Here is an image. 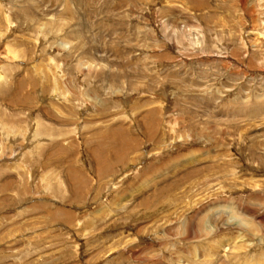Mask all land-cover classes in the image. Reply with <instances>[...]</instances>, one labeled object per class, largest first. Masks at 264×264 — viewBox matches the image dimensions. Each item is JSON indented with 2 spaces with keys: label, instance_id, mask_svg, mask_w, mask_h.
<instances>
[{
  "label": "rangeland",
  "instance_id": "374dc122",
  "mask_svg": "<svg viewBox=\"0 0 264 264\" xmlns=\"http://www.w3.org/2000/svg\"><path fill=\"white\" fill-rule=\"evenodd\" d=\"M249 201L264 0H0V264H264Z\"/></svg>",
  "mask_w": 264,
  "mask_h": 264
},
{
  "label": "bare ground",
  "instance_id": "6f19581e",
  "mask_svg": "<svg viewBox=\"0 0 264 264\" xmlns=\"http://www.w3.org/2000/svg\"><path fill=\"white\" fill-rule=\"evenodd\" d=\"M10 120V119H9ZM48 126V125H47ZM47 126L46 125H44V130L45 129H47ZM184 159V158H183ZM182 159V160H183ZM189 160L190 159H192V160H194V158H188ZM249 203H250V205H251V209L250 208H247V207H245V209H244V212L246 213V214H248V215H250L251 217H254V218H256V219H258V220H261V221H259L261 224H262V226L264 225L263 223H264V207H261V209H259L257 206L255 207V205L251 202V201H249ZM260 207V206H259ZM209 208H211V207H209ZM225 211V210H224ZM218 215H220V212L217 214L216 213V217L218 216ZM260 218V219H259ZM228 219V220H227ZM227 219H225L224 221H222L221 223H219L218 224V226H216V228H225V229H239L241 232L242 231H244L245 229L243 228V224L242 223H240V224H235V223H230V218H227ZM233 219V218H232ZM244 238V237H243ZM248 238H250V236L248 237ZM245 239V238H244ZM245 240H243L242 242H244Z\"/></svg>",
  "mask_w": 264,
  "mask_h": 264
}]
</instances>
